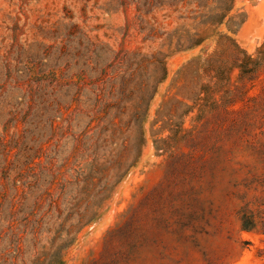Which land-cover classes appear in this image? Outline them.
<instances>
[{"label":"rangeland","instance_id":"rangeland-1","mask_svg":"<svg viewBox=\"0 0 264 264\" xmlns=\"http://www.w3.org/2000/svg\"><path fill=\"white\" fill-rule=\"evenodd\" d=\"M109 2L0 0V264H264V0L220 27L255 72L209 40L154 88Z\"/></svg>","mask_w":264,"mask_h":264},{"label":"trees","instance_id":"trees-1","mask_svg":"<svg viewBox=\"0 0 264 264\" xmlns=\"http://www.w3.org/2000/svg\"><path fill=\"white\" fill-rule=\"evenodd\" d=\"M130 6L138 20L137 32L144 35L142 39L158 42V49L152 52L151 57L157 61L156 70L160 76L149 85L150 88L165 79L168 57L201 47L209 40H215L221 49L222 39L232 42L237 54L231 69L238 68L247 75L259 66L258 56L248 54L233 38L220 31V27L228 25L234 16L235 0H110L107 10L116 12ZM158 12L163 14L158 16ZM170 25L171 28L168 27ZM124 78L121 74V85ZM9 95L8 115L11 117L23 113L25 107L31 109L34 106L35 100L25 92L12 89ZM34 116L36 114L32 113L31 119Z\"/></svg>","mask_w":264,"mask_h":264}]
</instances>
